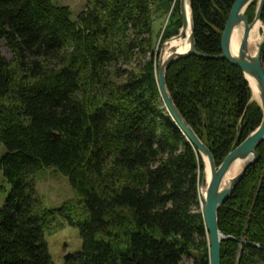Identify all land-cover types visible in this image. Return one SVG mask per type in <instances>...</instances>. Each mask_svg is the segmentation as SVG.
Wrapping results in <instances>:
<instances>
[{"label":"trees","instance_id":"trees-1","mask_svg":"<svg viewBox=\"0 0 264 264\" xmlns=\"http://www.w3.org/2000/svg\"><path fill=\"white\" fill-rule=\"evenodd\" d=\"M190 1L196 51L220 54L234 0ZM153 12L170 13L157 34ZM180 24L178 0H86L74 18L54 0H0V38L13 54L0 53V170L10 185L0 204V264H54L44 239L54 212L41 206L32 178L41 168L67 176L75 193L56 211L82 241L64 264H180L189 254L208 264L203 160L157 84V39ZM165 80L216 165L261 121L242 71L225 59L180 58ZM255 150L218 210L221 264L264 259V139Z\"/></svg>","mask_w":264,"mask_h":264},{"label":"water","instance_id":"water-1","mask_svg":"<svg viewBox=\"0 0 264 264\" xmlns=\"http://www.w3.org/2000/svg\"><path fill=\"white\" fill-rule=\"evenodd\" d=\"M252 1L254 0H234L221 34V53L218 55H208L199 53L195 49L191 1L178 0L181 24L176 33L167 36L161 41L160 35L155 49V56L157 57V84L164 107L188 141L196 147L203 160L202 176L198 189L201 211L208 234V264H221V242L226 238L218 226V210L242 179L246 169L257 161L258 154L255 147L264 139V66L262 62L264 24L261 21L264 0H257L254 16L251 21H248L245 10ZM257 24L262 26V32L259 34L260 39L256 45V51L251 52L249 49L251 30ZM162 28H164V25ZM188 29L190 30L188 35L189 46L185 51L179 52L177 50V42L187 36ZM238 30L240 31V38L238 48L235 52L232 48V37ZM190 55L225 59L232 65L238 67L251 89L252 100L257 102L262 112L261 121L258 126L239 144L234 146L218 165L215 163L211 150L178 110L166 85L165 76L167 68L174 61ZM247 77L254 81L257 89L256 97L253 94ZM236 161L242 162L243 165L225 184V177ZM206 167L209 170L208 180L205 176ZM202 191H204V194H202Z\"/></svg>","mask_w":264,"mask_h":264},{"label":"rangeland","instance_id":"rangeland-1","mask_svg":"<svg viewBox=\"0 0 264 264\" xmlns=\"http://www.w3.org/2000/svg\"><path fill=\"white\" fill-rule=\"evenodd\" d=\"M56 4H64L70 7L72 17L85 7L86 0H54ZM170 13L153 12V30L154 33L162 31L163 25L168 20ZM262 32V26L258 31ZM159 38L157 39L158 42ZM156 49V47H155ZM0 53L7 59H11L13 54L7 47L3 38H0ZM136 65V60L131 64ZM5 152L4 145L0 142V156ZM36 195L42 207L53 211L54 215L48 217V224L44 231V239L47 243L48 251L54 264H64L66 254L77 252L81 248V237L76 225L68 223L63 215L56 214L57 209L65 203L75 199V193L72 189L67 176L53 168H41L33 175ZM4 184L7 191L0 193V204L5 199L10 185L6 182L0 170V185ZM77 218L84 219L82 204L74 205ZM208 235V234H207ZM180 264H200L194 254L186 255L182 258ZM256 264H264V259H259Z\"/></svg>","mask_w":264,"mask_h":264},{"label":"bare ground","instance_id":"bare-ground-1","mask_svg":"<svg viewBox=\"0 0 264 264\" xmlns=\"http://www.w3.org/2000/svg\"><path fill=\"white\" fill-rule=\"evenodd\" d=\"M260 24H257L254 26V28L251 30V35H250V41H249V49L251 50V52H255L256 51V45L260 39V36H259V29H260ZM189 32L190 30L188 29L187 30V36L181 40H179L177 42V50L179 52H182V51H185L188 46H189V42H188V35H189ZM240 31H236L234 34H233V37H232V48L233 50L236 52L237 48H238V44H239V38H240ZM247 79L249 80V84L251 85V88L253 90V94L254 96L256 97V87H255V84H254V81L247 77ZM243 163L242 162H239V161H236L232 166L231 168L229 169V172L227 173L226 177H225V180H224V183L226 184L228 182V180L234 176L238 171L239 169L242 167ZM205 176H206V179L208 180L209 178V170L208 168L206 167L205 168ZM202 194H204V191H202Z\"/></svg>","mask_w":264,"mask_h":264}]
</instances>
